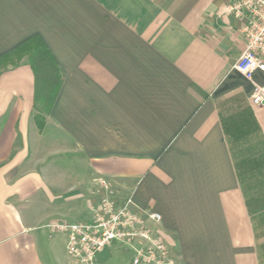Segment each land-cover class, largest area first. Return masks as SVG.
Listing matches in <instances>:
<instances>
[{
  "label": "crops",
  "instance_id": "obj_1",
  "mask_svg": "<svg viewBox=\"0 0 264 264\" xmlns=\"http://www.w3.org/2000/svg\"><path fill=\"white\" fill-rule=\"evenodd\" d=\"M233 1L0 0V56L39 36L62 75L42 128L28 59L0 75V264H73L47 225L91 221L103 183L175 264H264V105Z\"/></svg>",
  "mask_w": 264,
  "mask_h": 264
},
{
  "label": "built area",
  "instance_id": "obj_2",
  "mask_svg": "<svg viewBox=\"0 0 264 264\" xmlns=\"http://www.w3.org/2000/svg\"><path fill=\"white\" fill-rule=\"evenodd\" d=\"M224 13L243 23L245 48L234 67L252 82L250 100L261 107L264 83L256 82L254 76H264V0H235L225 6ZM103 184L107 194L93 211L91 221L47 225L53 232L67 233V249L73 264H99L98 256L114 245L132 250L133 264H175L161 236L133 212L132 198L117 202L110 187ZM147 218L155 224L161 221V216L153 212L147 213Z\"/></svg>",
  "mask_w": 264,
  "mask_h": 264
},
{
  "label": "trees",
  "instance_id": "obj_3",
  "mask_svg": "<svg viewBox=\"0 0 264 264\" xmlns=\"http://www.w3.org/2000/svg\"><path fill=\"white\" fill-rule=\"evenodd\" d=\"M27 58L35 76V121L43 126L44 115L48 114L62 84L61 71L39 36H33L9 52L0 56V75L8 68L17 67Z\"/></svg>",
  "mask_w": 264,
  "mask_h": 264
}]
</instances>
